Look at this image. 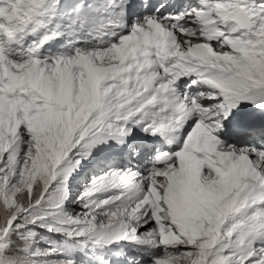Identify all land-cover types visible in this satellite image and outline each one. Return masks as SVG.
<instances>
[{"label": "snow or ice", "instance_id": "1", "mask_svg": "<svg viewBox=\"0 0 264 264\" xmlns=\"http://www.w3.org/2000/svg\"><path fill=\"white\" fill-rule=\"evenodd\" d=\"M0 264H264V0H0Z\"/></svg>", "mask_w": 264, "mask_h": 264}]
</instances>
